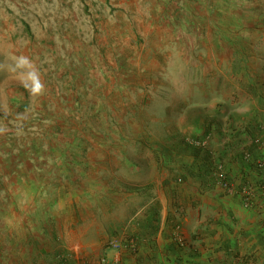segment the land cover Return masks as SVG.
Returning <instances> with one entry per match:
<instances>
[{
  "label": "rangeland",
  "instance_id": "374dc122",
  "mask_svg": "<svg viewBox=\"0 0 264 264\" xmlns=\"http://www.w3.org/2000/svg\"><path fill=\"white\" fill-rule=\"evenodd\" d=\"M256 86L264 0H0V264L75 260L76 203L98 191L165 198L191 161L213 173L211 119ZM81 248V264L103 256Z\"/></svg>",
  "mask_w": 264,
  "mask_h": 264
},
{
  "label": "crops",
  "instance_id": "0c3cea01",
  "mask_svg": "<svg viewBox=\"0 0 264 264\" xmlns=\"http://www.w3.org/2000/svg\"><path fill=\"white\" fill-rule=\"evenodd\" d=\"M229 103L238 105L225 98V107ZM223 109L222 118L211 119L218 155L237 189L244 183L256 186L264 181V170L246 161L243 151L264 158V90L256 86L250 91L239 108L244 113L233 111L229 116ZM193 163L182 194L173 183H165L164 198L150 183L139 182L133 190L123 187L118 198L98 191L88 207L77 202L79 234L67 240V249L74 250L79 261L77 247L87 255L110 258L115 252L105 247L108 240L132 239L134 247L122 251L120 264H264V192L257 190L247 206L238 192L226 191ZM48 239L51 248L46 253L53 247Z\"/></svg>",
  "mask_w": 264,
  "mask_h": 264
},
{
  "label": "built area",
  "instance_id": "2783aa9c",
  "mask_svg": "<svg viewBox=\"0 0 264 264\" xmlns=\"http://www.w3.org/2000/svg\"><path fill=\"white\" fill-rule=\"evenodd\" d=\"M210 141V136H206L202 139H194L191 141V143L197 147H204L206 146ZM259 139L256 140V142L259 143ZM250 154L246 153L245 157H248ZM257 167L264 170V159L257 160ZM213 176L214 178L220 183V185L226 190L231 193L238 192L243 200L245 205L249 206L253 202V198L255 195V192L257 190H261L264 192V185H256L252 186L249 184L241 185L240 187L235 186V183L230 180L227 171L225 169V166L223 162H219L216 164L214 170H213ZM180 242H183L180 240ZM135 244V241L132 239L130 240H120V239H111L109 240L108 247L109 249H112L115 253L112 257H108L107 255L102 256L100 263L101 264H120L121 260V253L126 248H133ZM57 264H81L79 260H69L67 257L62 256L58 259Z\"/></svg>",
  "mask_w": 264,
  "mask_h": 264
},
{
  "label": "trees",
  "instance_id": "16d2710c",
  "mask_svg": "<svg viewBox=\"0 0 264 264\" xmlns=\"http://www.w3.org/2000/svg\"><path fill=\"white\" fill-rule=\"evenodd\" d=\"M255 141H256V140H255ZM246 153H249L250 155H249L248 157H245V156H246ZM243 158H244L246 161L251 162V163L253 164V166H254L257 170H259V171H262V170H263V169H260V168L257 167V163H256V162H257V160H259V159H264V158L255 157V155L253 154V152L250 151V150H244V151H243ZM219 162H222V161H221V160H218L217 164H218ZM215 166H216V165H215ZM215 166H214V167H215ZM214 167H213V169H214ZM213 169H212V170H213ZM210 174H211L212 177H214L212 172H211ZM229 178H230V177H229ZM230 180L233 181L231 178H230ZM233 182H234V181H233ZM244 184H246V183H244ZM244 184H242V185H244ZM260 185H264V181L259 182V183H258V186H260Z\"/></svg>",
  "mask_w": 264,
  "mask_h": 264
},
{
  "label": "clouds",
  "instance_id": "9594fccd",
  "mask_svg": "<svg viewBox=\"0 0 264 264\" xmlns=\"http://www.w3.org/2000/svg\"><path fill=\"white\" fill-rule=\"evenodd\" d=\"M22 62L27 63V58H22ZM33 87L31 89V91L33 92V94H40L43 91V85L40 83L39 81V77L38 76H33Z\"/></svg>",
  "mask_w": 264,
  "mask_h": 264
}]
</instances>
